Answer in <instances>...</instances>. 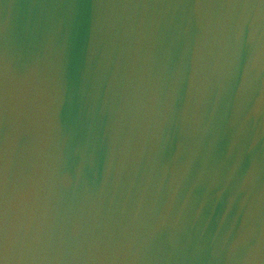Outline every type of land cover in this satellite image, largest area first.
Listing matches in <instances>:
<instances>
[{
  "label": "water",
  "instance_id": "1",
  "mask_svg": "<svg viewBox=\"0 0 264 264\" xmlns=\"http://www.w3.org/2000/svg\"><path fill=\"white\" fill-rule=\"evenodd\" d=\"M186 2L0 0L6 264H264V25Z\"/></svg>",
  "mask_w": 264,
  "mask_h": 264
},
{
  "label": "snow or ice",
  "instance_id": "2",
  "mask_svg": "<svg viewBox=\"0 0 264 264\" xmlns=\"http://www.w3.org/2000/svg\"><path fill=\"white\" fill-rule=\"evenodd\" d=\"M147 7L149 5H140ZM171 6V5H169ZM184 6L192 8H250L257 10L253 20L258 17L264 25V0H187ZM6 23V22H5ZM254 37L252 30L249 31L248 39L251 41ZM264 47V45H262ZM8 87L7 82L0 81V122L6 119L8 109ZM27 190L20 189L14 200L24 202L27 199ZM18 208V204L9 202V183H8V154H7V135L0 136V264H6L8 259H13V244L14 239L9 228V210ZM28 230L24 229V236L20 238V247L25 248L29 241L27 239ZM247 242V234L242 233L232 245L229 246V254H234L238 246ZM256 249L254 246L247 248V257L252 258L255 255ZM264 255V252H262Z\"/></svg>",
  "mask_w": 264,
  "mask_h": 264
}]
</instances>
